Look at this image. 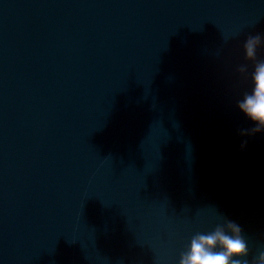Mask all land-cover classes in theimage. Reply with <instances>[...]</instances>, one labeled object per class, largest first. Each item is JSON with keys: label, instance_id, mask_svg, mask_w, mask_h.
<instances>
[{"label": "water", "instance_id": "95a60500", "mask_svg": "<svg viewBox=\"0 0 264 264\" xmlns=\"http://www.w3.org/2000/svg\"><path fill=\"white\" fill-rule=\"evenodd\" d=\"M257 34L264 0H0V264H179L221 215L258 256Z\"/></svg>", "mask_w": 264, "mask_h": 264}, {"label": "clouds", "instance_id": "9594fccd", "mask_svg": "<svg viewBox=\"0 0 264 264\" xmlns=\"http://www.w3.org/2000/svg\"><path fill=\"white\" fill-rule=\"evenodd\" d=\"M262 46L264 39L260 34L249 35L243 45L245 59L253 62L252 88L237 101V107L256 127L240 130L241 136L264 131V59H257V51ZM238 71L247 78V65H241ZM246 145L247 140L242 141L241 150ZM248 257L249 246L243 229L221 215L211 231L197 232L191 237L187 250L180 254L179 264H264V250L251 260Z\"/></svg>", "mask_w": 264, "mask_h": 264}]
</instances>
